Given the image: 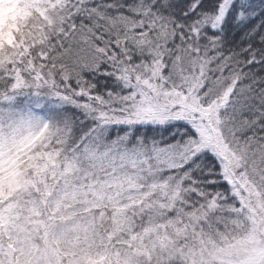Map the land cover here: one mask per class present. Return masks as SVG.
Wrapping results in <instances>:
<instances>
[{
    "label": "snow or ice",
    "instance_id": "obj_1",
    "mask_svg": "<svg viewBox=\"0 0 264 264\" xmlns=\"http://www.w3.org/2000/svg\"><path fill=\"white\" fill-rule=\"evenodd\" d=\"M0 264H264V0H0Z\"/></svg>",
    "mask_w": 264,
    "mask_h": 264
}]
</instances>
